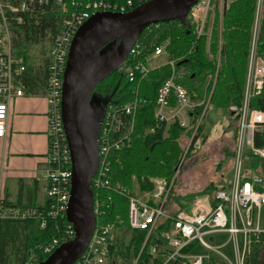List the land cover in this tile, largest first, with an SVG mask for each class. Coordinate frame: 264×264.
Instances as JSON below:
<instances>
[{"label": "built area", "instance_id": "obj_1", "mask_svg": "<svg viewBox=\"0 0 264 264\" xmlns=\"http://www.w3.org/2000/svg\"><path fill=\"white\" fill-rule=\"evenodd\" d=\"M234 1L197 0L188 12L186 20L192 35L189 54L197 49L200 40H204L207 58L215 65L214 72L205 78L206 88L201 98H192L187 89L179 83V79L188 72L185 67L177 69L176 61L168 57V40L154 46L153 50H148L139 38L126 60L117 69L118 77L124 82L123 86L130 87V97L125 102H120V99L112 100L106 107L100 125L98 165L91 179L96 226L86 250L75 264H107L110 239L116 231V226L121 225V221L103 223L100 220L98 223L99 218L105 216L111 205V198L103 195L104 191L109 190L127 197V218L131 230H147L149 234L161 218L171 219V214L167 213L164 207L173 181L168 186L162 178H150L153 191L151 194L146 192L143 196L131 195L118 186L112 189V154L130 147L134 116L142 103L139 87L151 70L163 65L170 67V73L157 90L154 118L159 123L177 124L184 129L189 128L192 118H196L197 123L190 139L192 140L198 125L211 106L210 100L219 71L220 59L219 56L214 57L211 51V39L216 33L220 51L223 13ZM146 2L148 0H0V140H4L7 135L11 105L16 99L26 95L20 76L28 64L34 62L29 53H25V48L22 50L25 54L16 53L13 43L17 34L16 26L21 25L25 17H33L37 6L42 7L41 13L50 12L57 15L58 33L50 43L39 45L46 52L44 58L47 59L48 71L45 85L48 104V146L44 163L45 192L49 201L47 216L52 219H66L70 198L71 159L62 123L61 101L64 72L72 40L80 26L92 15L100 12L124 14ZM263 11L264 0H255L231 182L229 186L216 190L214 205H211V199L206 196L208 199L194 201L188 213L181 210L177 214L173 230L178 236L173 233L163 234V239L170 249L166 262L211 264L210 253L217 252V247L213 246L210 238L215 234L225 233L229 236L235 264H244L245 255L250 252L252 244H264V227L260 224L258 213L264 205V190L260 191L258 187L263 186L264 180L260 176L242 180L245 155L248 158L251 156L264 160V146H254L255 133H264V112L251 107L252 98L259 95L264 86V58L257 52ZM39 46L36 51H39ZM162 56L166 58L164 62L153 63ZM126 117H129L128 122H124ZM187 151L185 150L184 154ZM35 214L33 210L0 211V220L29 219ZM44 224L43 222L41 226ZM66 234L70 240L73 239L74 231L70 224ZM192 244L202 248L204 252H184V249ZM60 245V241L54 239L38 247V250L42 255L49 256ZM154 251L153 248L152 252ZM36 252H31L24 264H39Z\"/></svg>", "mask_w": 264, "mask_h": 264}, {"label": "trees", "instance_id": "obj_2", "mask_svg": "<svg viewBox=\"0 0 264 264\" xmlns=\"http://www.w3.org/2000/svg\"><path fill=\"white\" fill-rule=\"evenodd\" d=\"M254 3L255 0H235L223 13L221 62L210 101L213 107L226 109L228 117H237L242 104ZM41 8L37 6L33 17H25L24 22L16 26L17 34L14 36L13 43L17 54H30L41 43H50L58 33L57 15L50 12L41 13ZM191 38V29L189 30L187 26L180 25L178 21L150 26L140 37L148 50H153L154 46L166 40L169 41V45H166L168 57L176 61L177 69L185 67L188 72L182 79H179V83L187 89L192 98H195L200 93L206 76L214 72L215 65L207 58L204 40H200L197 49L189 54ZM217 46L218 36L214 33L211 39V51L216 55L218 53ZM24 48L26 49L25 53L22 51ZM39 52L44 55L43 47H39ZM257 52L264 58V11L260 23ZM40 61L42 62L40 67L32 62L28 64L26 70L20 76L22 87L27 95H42L45 97L48 73L47 59L43 57ZM169 73L170 67L168 65L153 69L147 74L139 87V98L142 103L134 116L131 145L129 148L112 154V189L118 186L125 189L129 194L136 195L134 193L135 185L138 186L140 193L153 191V185L149 182L150 178H162L168 186L175 179L173 178L174 173L184 155L181 138L184 136L188 140L191 139L197 119L192 118L187 129L181 128L177 124L159 123L155 120L154 103L157 90L169 76ZM110 80H112L110 92L118 83L120 86L117 72H114L97 88L107 84ZM129 88L128 85L122 86L116 96L110 97L111 100L120 99V102H125L130 97ZM251 107L264 112V86L261 93L252 98ZM127 119L129 120V117H126L124 122H128ZM203 128V124L200 123L185 157L193 150L194 144L202 135ZM237 136L238 131L236 139ZM205 139L206 136H203V140ZM254 146H264V133H255ZM251 176L258 175L244 170L242 180L246 181ZM229 184L228 182L222 188L229 186ZM173 185L174 181L168 193L167 201L170 202L174 196ZM219 187L221 186L217 187L215 184H211L204 189V196L211 199V205L215 203L214 193ZM258 190L263 191L264 187L259 186ZM102 194L110 196L111 205L105 216L99 218L98 223L100 220L103 223L121 221V225L116 226V231L110 239L107 264H175L172 261L166 262L170 249L163 239V234L173 233L174 236H178L173 230V225L177 214L183 207H177L175 211L170 213L171 219L161 218L148 234L147 230L130 229L127 218L128 200L125 195L113 193L109 190L104 191ZM190 196L196 197L197 195ZM34 201H30V205L11 204L5 200L0 201L1 212H24L28 210L36 212L29 219L0 220V264H24L30 253L36 251L40 263L48 256L42 255L38 247L54 239H58L61 244L70 241L71 238L66 234L69 226L67 220L65 218L52 219L47 216L49 206L47 198L42 204H36ZM43 222L45 224L42 227ZM117 232H120L119 236L116 235ZM125 234L130 236L126 243L122 240ZM260 246L264 247L263 242L252 244L249 253ZM195 247V244L189 245L184 249V252H192ZM153 248L155 249L154 252H152ZM256 263L257 261L249 255L245 257L244 264Z\"/></svg>", "mask_w": 264, "mask_h": 264}, {"label": "water", "instance_id": "obj_3", "mask_svg": "<svg viewBox=\"0 0 264 264\" xmlns=\"http://www.w3.org/2000/svg\"><path fill=\"white\" fill-rule=\"evenodd\" d=\"M197 0H150L124 14L100 12L80 26L68 53L63 79L61 116L71 159L70 198L66 220L72 240L58 246L39 264H75L96 226L91 179L98 165V135L104 117L92 107L94 90L122 65L144 30L186 20ZM119 83L116 86V90Z\"/></svg>", "mask_w": 264, "mask_h": 264}, {"label": "crops", "instance_id": "obj_4", "mask_svg": "<svg viewBox=\"0 0 264 264\" xmlns=\"http://www.w3.org/2000/svg\"><path fill=\"white\" fill-rule=\"evenodd\" d=\"M213 55L216 58L219 56L220 59V51L217 55ZM205 88L206 80L196 98H201ZM47 108L46 98L42 95L26 94L16 99L11 105L7 135L4 140H0V201L2 202L5 200L11 204L30 205L32 200H35L36 204H42L46 199L44 159L48 146ZM203 120H205L203 127H208L211 133V125L216 130L221 122H228L227 111L211 105V109L208 110ZM198 140L201 143L200 137ZM215 235L210 238V241L213 246L217 247V252L210 253L209 262L211 264H234L229 255L230 248L227 252L223 251L231 246L234 257L229 236L224 243L218 244ZM198 249L201 250L200 253H203V249L198 246L193 249V252L198 253Z\"/></svg>", "mask_w": 264, "mask_h": 264}, {"label": "rangeland", "instance_id": "obj_5", "mask_svg": "<svg viewBox=\"0 0 264 264\" xmlns=\"http://www.w3.org/2000/svg\"><path fill=\"white\" fill-rule=\"evenodd\" d=\"M44 43L45 42L41 43L40 46ZM36 48H38V46ZM36 48L30 52L29 56L30 59L34 61L36 66L40 67L42 62L38 60L39 58L45 57L46 52L45 55H43L39 51H36ZM165 60V56H162L154 60L153 63H162ZM209 109H211V106H209ZM204 122L205 120H201L203 125ZM214 128L215 127L211 125V133L208 127L203 128L202 135L200 136L201 143L200 140H198L197 143H195V146H193V150L187 155V157H185L184 154L185 158L181 159L179 162L173 177L175 178L173 180L174 196L171 202L169 200L166 202L164 207V209L167 210V213H172L177 209V207H183L182 210H185L186 213L189 211L193 201L198 199H208L205 198L206 196H204V189H206V187L210 186L211 184H215L217 187L221 186L219 188H222V186H226L228 182H231L233 173V152L237 143L236 133L238 131V116L228 117V122L223 121L216 130ZM212 133H215V135H212ZM205 135L206 139L202 141V138ZM218 139H220V141H217ZM190 145L191 140H188L183 136L181 138V146L184 148V153L185 150L189 149ZM244 162L245 166L243 171L247 170L249 173L252 172L264 180V160L255 157L248 158V156L245 155ZM134 193L143 196L146 192L140 193L138 186L135 185ZM190 195L197 196L192 197ZM259 216L260 224L263 226L264 205L259 210ZM116 235L119 236L120 232H117ZM214 237H216V243L218 244L224 243L226 240H228L227 234L215 235ZM129 239V234H125V236L122 237V240L125 243L128 242ZM228 250L230 257L233 260L232 262L235 264V259L231 252V246H228L223 251L227 252ZM198 251V253L201 252L200 249H198ZM247 255H249L251 258H254V260L257 261L256 264H264V247L260 246L255 248L251 253L247 252L245 256Z\"/></svg>", "mask_w": 264, "mask_h": 264}, {"label": "flooded vegetation", "instance_id": "obj_6", "mask_svg": "<svg viewBox=\"0 0 264 264\" xmlns=\"http://www.w3.org/2000/svg\"><path fill=\"white\" fill-rule=\"evenodd\" d=\"M111 79L113 80V77ZM112 80H110L107 84H104L102 87H99V88L96 87L97 89H95L93 92L94 99L92 100V107L94 108L97 107L99 108L98 110H102V108H104L109 98L111 96H116V93H118V91L121 90L122 86L124 85V82L122 79L119 78V81H120L119 88L116 90V86H115L114 89L111 90L110 92V85H111ZM111 101L112 100H110V102ZM108 104L106 105V107L108 106ZM106 107H105V110H106Z\"/></svg>", "mask_w": 264, "mask_h": 264}]
</instances>
